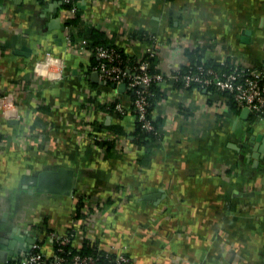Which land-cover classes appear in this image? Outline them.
Returning <instances> with one entry per match:
<instances>
[{
  "label": "crops",
  "instance_id": "obj_1",
  "mask_svg": "<svg viewBox=\"0 0 264 264\" xmlns=\"http://www.w3.org/2000/svg\"><path fill=\"white\" fill-rule=\"evenodd\" d=\"M60 5L0 0V251L21 258L42 240L51 255V234L74 232L76 246L89 240L130 264H264V115L166 80L151 113L162 138L149 150L124 84L92 80L97 59L66 39L88 42L79 31L93 27L139 58L151 43L135 32L154 34L165 74L192 65L189 50L264 69V0H85L70 26ZM118 103L125 113L109 110ZM58 168L74 171L73 194L28 179Z\"/></svg>",
  "mask_w": 264,
  "mask_h": 264
},
{
  "label": "built area",
  "instance_id": "obj_2",
  "mask_svg": "<svg viewBox=\"0 0 264 264\" xmlns=\"http://www.w3.org/2000/svg\"><path fill=\"white\" fill-rule=\"evenodd\" d=\"M60 2V16L67 22L77 17L80 10V4L85 0H57ZM144 40L151 43L145 49L143 57L123 56V51L116 45H94L91 46L86 40L73 41L70 34L66 39L70 46L79 52L95 57L97 63L92 67L93 71L99 73L101 80L112 82L115 85H123L129 92L132 100V110L136 117V123L146 131L154 129L155 118L148 114L150 105L149 97L152 94L151 86L153 84H162L166 80H178L181 76L180 70L170 74L159 71L158 65L152 63L151 58L157 57L159 52L156 47V38L154 34H146ZM141 41V40H140ZM179 42H172V48L178 49ZM154 70V71H153ZM185 86L192 83L198 84L203 88L214 87L221 92L232 94L236 105L242 109H247L257 115H264V69L247 68L232 66L223 71L215 70L212 67L204 65L196 66V71H190L182 76ZM10 96V95H9ZM7 96L0 97V107L5 105ZM116 110L125 113V108L118 103ZM99 138V134L93 135ZM114 139V138H107ZM54 241V251L51 255H46L41 251V241L38 240L32 245L30 254L0 262V264H104L100 262V257L93 254H81L72 249H65L63 244H73L75 233H68L65 236H56L51 234ZM59 242L56 247L55 244ZM79 249L82 245L76 246ZM98 248V247H97ZM99 250V248H98ZM111 264H130L132 259L129 255L112 252H104Z\"/></svg>",
  "mask_w": 264,
  "mask_h": 264
},
{
  "label": "trees",
  "instance_id": "obj_3",
  "mask_svg": "<svg viewBox=\"0 0 264 264\" xmlns=\"http://www.w3.org/2000/svg\"><path fill=\"white\" fill-rule=\"evenodd\" d=\"M81 19V11L79 10L77 17L72 18L70 20L67 21V24L70 25H75L78 24L79 21ZM136 36H138L139 38L144 39L145 36H147L146 34H149L145 31H138L135 32ZM76 34L74 32L70 33V36L73 40L76 39ZM79 37H83L86 38L88 40V42L90 43L91 46L94 45H108L111 44L113 45V43L109 42V39L105 36V34L93 27L90 28H82L79 31ZM121 51H123V56L126 58L128 55L124 52L123 49H120ZM187 54L189 56L190 59H192V65H188V66H184L181 68L179 74H180V78L178 80H174V84L177 87H185V84L182 80V76L190 71H196V66L198 65H204L205 67H212L215 70H219V71H223L226 69H230L232 68V66L230 64H219L216 63L214 61H202V57L201 55L197 54L196 50H189L187 51ZM151 61L153 63V65L156 63L157 61V57L151 58ZM97 62V61H96ZM95 62V63H96ZM155 62V63H154ZM154 71V70H153ZM109 84L112 85V82H108ZM189 87H196L199 89H207L208 93H220L222 95H224L227 98L228 103L230 104V106L234 109V110H239L240 108L236 105L234 98L232 96V94H230L229 92H221L218 89L214 88V87H209V88H203L201 86H199L198 84L192 83ZM151 91L152 94L149 97L150 100V105L148 106L147 110H148V114L152 113V109L154 104L161 99V84H153L151 86ZM113 110L116 109V105L115 104H110L109 105V110ZM184 109L183 107H181V110ZM255 114V113H253ZM154 129L150 130V131H146L143 128H141L140 125H138V123H136V128L134 130V137L135 140L139 143H141L142 145H144V147H146L147 149L151 150V148L153 147L154 144H156L161 138H162V132H161V121L159 119H155L154 121ZM97 128L101 129V126H98ZM109 128H111L113 131H115L116 133L122 134L124 133V129L121 126H110ZM98 142L100 145L102 146H106L108 150L113 149V147L115 146V139H102L101 138H97ZM84 204L82 203L81 200L78 201L77 203V211L79 212L80 209H82L84 206ZM59 245V242H57L55 244V246L57 247ZM65 249L69 250L72 249L74 252H79L81 254H93L96 256L100 257V262L104 263V264H111L109 262V260L106 257V254L101 251L98 250V248L92 244L89 240H86L82 246L79 249H76L72 242L68 243V244H63Z\"/></svg>",
  "mask_w": 264,
  "mask_h": 264
},
{
  "label": "water",
  "instance_id": "obj_4",
  "mask_svg": "<svg viewBox=\"0 0 264 264\" xmlns=\"http://www.w3.org/2000/svg\"><path fill=\"white\" fill-rule=\"evenodd\" d=\"M82 6V4H80ZM57 17V16H56ZM58 21L60 17H57ZM88 74L92 80L108 84L106 80H101L97 71H88ZM112 86H116L112 83ZM207 90V89H206ZM29 181L35 186L37 191H50L53 193H70L73 194L76 186V177L74 171L67 168H58L56 170H43L36 177L28 176ZM153 195L152 197H154ZM10 260L5 257V254L0 251V262Z\"/></svg>",
  "mask_w": 264,
  "mask_h": 264
}]
</instances>
